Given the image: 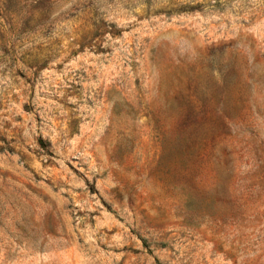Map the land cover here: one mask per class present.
Returning a JSON list of instances; mask_svg holds the SVG:
<instances>
[{"label":"rangeland","instance_id":"rangeland-1","mask_svg":"<svg viewBox=\"0 0 264 264\" xmlns=\"http://www.w3.org/2000/svg\"><path fill=\"white\" fill-rule=\"evenodd\" d=\"M0 264H264V0H0Z\"/></svg>","mask_w":264,"mask_h":264}]
</instances>
